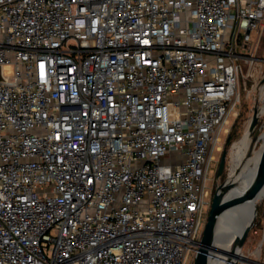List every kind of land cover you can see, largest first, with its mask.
<instances>
[{
    "label": "built area",
    "instance_id": "1",
    "mask_svg": "<svg viewBox=\"0 0 264 264\" xmlns=\"http://www.w3.org/2000/svg\"><path fill=\"white\" fill-rule=\"evenodd\" d=\"M263 26L264 0H0V264H191Z\"/></svg>",
    "mask_w": 264,
    "mask_h": 264
},
{
    "label": "rangeland",
    "instance_id": "2",
    "mask_svg": "<svg viewBox=\"0 0 264 264\" xmlns=\"http://www.w3.org/2000/svg\"><path fill=\"white\" fill-rule=\"evenodd\" d=\"M252 56L255 57L253 63L241 62V73L238 79V99L237 104L227 117L220 132L217 148L214 151V160L209 166L208 185L213 193L214 188L233 171L239 162L233 154V147L240 140L249 120L256 110L257 124L253 131L249 133L250 141L253 140L252 150H257L261 146V139L254 141L256 136L264 132V111L259 112L264 105V26L261 31L252 37ZM259 141V142H258ZM264 146V145H263ZM226 151V160L223 173L216 176V170L222 151ZM256 216L254 224L250 228L246 241H244L241 255L243 259H238V264H264V195L258 199L255 206ZM208 205L205 206L204 213L207 216ZM191 256V263L193 254Z\"/></svg>",
    "mask_w": 264,
    "mask_h": 264
},
{
    "label": "bare ground",
    "instance_id": "3",
    "mask_svg": "<svg viewBox=\"0 0 264 264\" xmlns=\"http://www.w3.org/2000/svg\"><path fill=\"white\" fill-rule=\"evenodd\" d=\"M264 111V105L259 112ZM249 130L246 127L240 140L234 144L233 154L239 162L234 167L233 171L222 180L226 187L225 197L236 195L240 193L243 188L249 183L259 163L260 157H264V132L259 133L255 140L261 139V146L257 150H252L253 140L249 139ZM259 142V141H258ZM264 195L260 194L255 200L246 202L240 207L232 210L226 217V223L219 225V238L220 240L215 243L213 249V257L210 264H230L229 258L236 260L243 259L241 251L237 254L234 253L235 243L233 237L238 234L243 227H245L256 216L255 206L258 199Z\"/></svg>",
    "mask_w": 264,
    "mask_h": 264
},
{
    "label": "water",
    "instance_id": "4",
    "mask_svg": "<svg viewBox=\"0 0 264 264\" xmlns=\"http://www.w3.org/2000/svg\"><path fill=\"white\" fill-rule=\"evenodd\" d=\"M257 124V112H253L249 123L248 130L251 133ZM220 156L216 176L223 173L226 160V151L223 150ZM222 183L215 186L211 195V201L208 207L206 220L202 229L201 237L199 239V245L194 252L193 260L191 264H210V260L213 257V249L215 243L220 240L219 238V225L226 223L227 215L237 207H240L246 202L255 200L260 194L264 192V157L259 160L255 174L249 181V183L243 188V190L233 196L225 197L226 187ZM254 216L250 222L242 228V230L235 234L233 241L235 243L234 253L237 254L242 250L244 241H246L247 234L254 224ZM230 264H238V261L234 258H229Z\"/></svg>",
    "mask_w": 264,
    "mask_h": 264
}]
</instances>
